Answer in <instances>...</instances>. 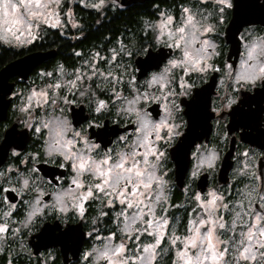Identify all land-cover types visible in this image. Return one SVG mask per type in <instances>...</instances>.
I'll return each instance as SVG.
<instances>
[{"label":"clouds","instance_id":"1","mask_svg":"<svg viewBox=\"0 0 264 264\" xmlns=\"http://www.w3.org/2000/svg\"><path fill=\"white\" fill-rule=\"evenodd\" d=\"M77 8L105 23L137 11L107 57L96 47L56 52L26 78L9 77L0 144L14 124L30 139L23 149L10 146L0 163V256L7 264L14 257L18 264H57L58 254L60 264H168L165 257L170 264H264V147L247 143L234 157L230 146L242 142L243 129L229 130L242 91L264 90V23L242 26L230 57L234 0H0V48L28 51L48 44L51 32L79 39L88 17ZM150 49L166 55L141 76L136 62ZM70 54L79 61H66ZM214 75L210 131L188 149L181 184L171 155L189 127L181 101ZM81 106L88 119L76 124L73 108ZM106 121L122 131L104 144L90 130ZM40 165L64 175H46ZM177 190L182 197L173 202ZM52 222L61 230L82 226L75 255L65 256L60 245L33 254L30 239Z\"/></svg>","mask_w":264,"mask_h":264},{"label":"flooded vegetation","instance_id":"2","mask_svg":"<svg viewBox=\"0 0 264 264\" xmlns=\"http://www.w3.org/2000/svg\"><path fill=\"white\" fill-rule=\"evenodd\" d=\"M156 2L159 4V0H156ZM146 7L147 6H145V8ZM76 11L80 12L82 16L88 17L87 21H85L87 31H84L83 34L80 35L79 39L68 40L66 38H61L55 32H51L49 37H46V39L49 40L48 44H42L40 46L30 48L27 52L23 53L22 56L27 53L49 51H55L62 54L65 51L74 52L76 50H79L82 54H84L85 51L90 47H96L97 50L101 51L102 54L107 57L106 50L109 46H111L115 36L121 31L126 32L127 30H131L133 28V12L137 10H130L128 14L117 13L116 16L111 18V21L109 23H105L103 20H101L98 14L93 17L90 16L87 12H81L79 8H77ZM108 15L110 14H106L104 18L105 20L107 19ZM235 16H240L241 18H235ZM96 21H100V24L98 27L93 28V25L96 23ZM248 23H264V5L259 4L258 0H234L233 18L229 24V28L227 29V39L233 46L230 51V57L231 55L235 54L238 50L239 42L235 39L236 33H238L242 26ZM105 34L110 37L109 40L103 39V36ZM66 35H72L75 37L76 35H79V33H73L69 31L68 33H66ZM2 49L3 48H0V54ZM152 55H157L156 57L160 61H162L165 58L166 53L163 49L155 53L152 52L150 49L146 57L138 59H147V57ZM64 58L70 63L78 62L80 59V57H75L71 54L65 56ZM98 64L102 67L104 61H99ZM45 66L46 65H42V67ZM12 81L16 83L15 79H13ZM214 82L215 75L210 84L203 86L201 89H195L194 94L190 100L185 101L182 99L181 101L185 105V115L188 118L189 126L191 127L190 137L194 141L200 139L201 137L207 136L208 132L210 131V125L208 124V120L211 118L212 114L208 111V104L209 93L211 92V88ZM101 96L103 97L104 94L101 93ZM253 105H255V107H253ZM261 112H264V90L257 89L255 95H250L242 91L241 101L238 103V105L234 106L231 112L229 113V115L231 116V121L229 124L230 132L236 131L238 129H243V131H241L240 133V138L242 142L233 147L234 157L236 153H239L243 151L245 147H248L247 143L264 147V130H261L259 128ZM73 118L74 123L76 124L88 119V117L84 115L83 106H81L80 109L73 108ZM4 119H6V115ZM8 123L11 125L12 121L9 120ZM116 127L117 126L109 127L106 121L105 126L103 128L93 129L90 131L92 132L93 136L97 137L98 140L102 141L104 144H107L110 143V139L111 137H113L112 134L115 133ZM29 139L30 137L27 130L18 131L17 126L15 124L12 125V127L5 134L4 142L0 144V163H3L4 159L6 158L7 150L10 146H16L18 148L23 149L25 148ZM234 142L235 138L233 143ZM10 162L15 163L17 165L19 164L18 159L12 160ZM39 167L44 172V174L49 176H54L56 174L64 175L63 171L59 169L48 168L45 165H40ZM203 179L206 182V178L203 177ZM8 195L9 202H13L12 199H15L14 195L11 193H9ZM181 197V192L177 190L174 195L173 202L179 201ZM45 225H49L48 233L51 235V237H55V239L59 238L62 235L63 231H65L69 226L68 225L66 228L61 230V226L58 222L46 223ZM37 234H35L32 238V241L34 243L37 242ZM33 254L35 255V250H33ZM61 260L62 257L58 254L57 264H60ZM0 264H7V259L5 256H0ZM12 264H18L17 258H13ZM19 264H24V262L19 261Z\"/></svg>","mask_w":264,"mask_h":264},{"label":"water","instance_id":"3","mask_svg":"<svg viewBox=\"0 0 264 264\" xmlns=\"http://www.w3.org/2000/svg\"><path fill=\"white\" fill-rule=\"evenodd\" d=\"M235 18H241L240 16H235ZM41 53L32 57H28L29 55H33L35 53H27L21 57H18L6 65H4L0 69V120L4 119L6 115L7 108L9 107L10 101L6 100L4 97L8 92L11 91L12 85L8 83V79L14 75H22L26 78L27 74L30 73L36 63L41 60L47 59L49 56L54 55L55 51L49 52H36ZM157 55H152L147 57V59H137V66L141 69L140 75H144L147 70L158 67L161 62L157 57ZM26 58V59H25ZM11 83H14L11 81ZM156 107L153 106L151 109L154 114L156 113ZM120 131L118 127H116L115 133L112 135L115 136ZM191 127L189 126L186 130L185 135L181 138L180 142L171 149V155L173 160L176 163V177L179 183L182 184V179L188 167L187 153L188 149L191 147V144L194 140L190 137ZM230 150L233 152V146H231ZM231 152L225 158L224 168L222 169L221 179H224V171L230 167V156ZM222 167V165H221ZM205 184V180L201 179L199 186L203 187ZM48 226L44 225L41 232L36 235L37 242L34 243L32 238L30 239V243L33 244L34 250L39 251L41 248H46L48 246L60 245L62 247L63 253L67 254V252L71 251L74 255L79 251L81 244L84 242L83 239V231L80 225H69L68 228L63 231L62 235L55 239V237H51L48 233Z\"/></svg>","mask_w":264,"mask_h":264},{"label":"trees","instance_id":"4","mask_svg":"<svg viewBox=\"0 0 264 264\" xmlns=\"http://www.w3.org/2000/svg\"><path fill=\"white\" fill-rule=\"evenodd\" d=\"M27 51H21V52H12L8 49H2L1 54H0V69L6 65L7 63H9L10 61L14 60L15 58H17L18 56H22L23 53H25ZM168 262H169V258H167ZM169 264V263H168Z\"/></svg>","mask_w":264,"mask_h":264},{"label":"rangeland","instance_id":"5","mask_svg":"<svg viewBox=\"0 0 264 264\" xmlns=\"http://www.w3.org/2000/svg\"><path fill=\"white\" fill-rule=\"evenodd\" d=\"M185 213H187V210H185ZM170 255H171V254H169V256H170ZM167 258H168V257H165V260H166V261H168ZM168 263L170 264V260H169Z\"/></svg>","mask_w":264,"mask_h":264}]
</instances>
